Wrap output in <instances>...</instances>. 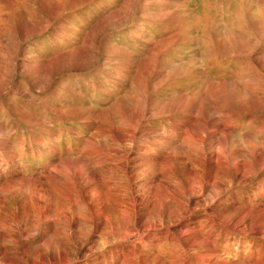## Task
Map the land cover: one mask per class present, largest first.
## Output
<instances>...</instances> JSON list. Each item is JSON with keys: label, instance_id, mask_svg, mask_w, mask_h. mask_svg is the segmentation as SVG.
<instances>
[{"label": "rangeland", "instance_id": "1", "mask_svg": "<svg viewBox=\"0 0 264 264\" xmlns=\"http://www.w3.org/2000/svg\"><path fill=\"white\" fill-rule=\"evenodd\" d=\"M260 158L264 0H0V264H264L247 224L125 233L219 176L264 220ZM168 159L225 173L180 195Z\"/></svg>", "mask_w": 264, "mask_h": 264}, {"label": "bare ground", "instance_id": "2", "mask_svg": "<svg viewBox=\"0 0 264 264\" xmlns=\"http://www.w3.org/2000/svg\"><path fill=\"white\" fill-rule=\"evenodd\" d=\"M42 69V68H41ZM189 104V103H188ZM163 108V107H162ZM162 111V110H161ZM177 111V110H176ZM211 125V124H210ZM212 128V126H211ZM214 129V127H213ZM212 129V130H213ZM195 130V129H194ZM214 134V133H213ZM218 134V133H217ZM229 138V137H228ZM122 140V139H121ZM228 140V139H227ZM122 142V141H121ZM228 142V141H227ZM226 142V143H227ZM125 143V142H124ZM132 143V142H131ZM175 143V142H174ZM209 144V143H208ZM228 144V143H227ZM229 145V144H228ZM117 147V146H116ZM225 148H228L231 150V148L228 146H226ZM216 149V148H215ZM245 150V149H244ZM224 151V150H223ZM116 152V151H115ZM211 153V152H210ZM229 153V152H228ZM232 153V151H231ZM234 153V152H233ZM120 154V153H119ZM118 154V155H119ZM212 154V153H211ZM258 155V154H257ZM125 156V155H124ZM123 156V157H124ZM256 156V155H255ZM261 156V155H259ZM225 157V155H224ZM232 157V156H231ZM115 159V158H114ZM232 159V158H231ZM117 160V159H116ZM136 161V160H134ZM160 163V162H159ZM168 163L171 164V166L173 167V170L178 171L179 169H181L180 167L183 166V168L186 170V172L184 173L185 177H188L189 179H191L190 181H186L183 180V188L181 190V193H179L180 195L182 194L183 189H185L187 192H191L193 186L191 184H198L200 185V188L202 190V192L205 194L206 192L208 193V191L210 190L211 187V183L213 180L212 174L214 175V172H220V174H224V170H220V171H215L216 169H214L211 166V162L210 161H203L202 162H198L199 164H194V163H185L184 161L180 162H175V161H171L168 159ZM247 163V162H246ZM169 164V165H170ZM177 164V165H176ZM131 165V164H130ZM154 165V164H153ZM221 166V165H220ZM250 166V164L248 165ZM264 167V158L263 159H257L254 162V168L256 169V171L260 170V167ZM124 167V166H123ZM161 167V166H160ZM132 168V167H131ZM251 168V166L249 167ZM247 169V165H238L237 166V170H235V173L233 174V180H242L243 176H244V171ZM253 169V168H252ZM228 170V168H227ZM58 172V171H57ZM128 172V171H127ZM174 172V171H173ZM198 172L200 174H198ZM242 173V174H241ZM176 174V173H175ZM202 174V176H200ZM173 175V174H172ZM227 175V174H226ZM169 176V175H168ZM67 177V176H66ZM162 177V176H161ZM230 177V176H229ZM227 180V179H226ZM244 180V179H243ZM179 181V180H178ZM245 181V180H244ZM244 181H241L244 182ZM162 182V181H160ZM176 182V181H175ZM246 182V181H245ZM107 183V182H106ZM168 183V182H167ZM174 183V182H173ZM181 183V182H180ZM239 183V182H238ZM217 186H218V191H216L214 193V197L211 199H208V197H205L201 200H198L196 196H194L193 194L190 196V198L185 199V202H181L179 201V203H177L179 205V209L181 210L180 214H178L176 217H171L169 216V213L164 209L162 210V212H160L159 215V220L158 222H152L153 224H149L147 225V227H143L141 222H138L137 225H139L140 227H133L134 229H131V231H129L128 233H126V235L130 236V235H134V233H140L141 236L146 235L147 232L150 229H161L163 226H169L172 225L173 223H175V227L178 229H181L185 232V234L187 232H192L194 234H202L204 233L203 229H206V233H211L215 226L216 221H221L222 223H225L227 225H229V228H227L228 230L230 229L233 230L234 228L238 229V225L240 224H247V226L251 227L250 232L252 235H261L264 233V220L259 219L258 222L253 221L255 218L252 216V218H254L253 220L251 218H249V214L251 215V213L248 212V214L246 213H241V214H237L238 212L236 210H234V206L232 207L231 204H233L232 202H230L229 200L226 199L225 202L223 203H228L227 206L228 208L226 210H224L222 208L223 204L222 202H219L218 199L214 200L216 197H218L225 189H227L230 186L229 182H225L223 180L222 177L219 176L218 182H217ZM169 185V183H168ZM170 187V186H169ZM198 187V186H197ZM145 189V187L143 188ZM149 189V188H148ZM156 190V189H155ZM197 190V189H196ZM199 190V189H198ZM137 191V190H135ZM140 191V190H139ZM142 191V190H141ZM149 191V190H148ZM146 191V192H148ZM151 191V190H150ZM170 191V190H169ZM45 192V191H44ZM152 193V192H151ZM150 193V196H151ZM167 193V192H166ZM165 193V195L162 196V198L169 199V196ZM196 193V192H195ZM200 193V192H199ZM202 193V194H203ZM135 194V193H134ZM138 194V193H137ZM171 194V193H170ZM185 193H183L184 195ZM198 194V193H197ZM158 195V194H157ZM174 195V194H173ZM172 195V196H173ZM188 196V195H187ZM140 197V196H139ZM142 197V196H141ZM181 197V196H180ZM235 197V196H234ZM121 198V197H120ZM149 199V198H148ZM148 199L146 198H142L139 199L137 196L136 197H132V205L135 206V208L137 207V209L139 208V206L141 207V203H147L148 204ZM151 199V197H150ZM174 199V197H173ZM167 201V200H166ZM58 202V201H57ZM177 202V201H176ZM142 203V204H143ZM153 203V202H152ZM221 203V204H220ZM108 204V203H107ZM154 204V203H153ZM153 204H151L153 206ZM176 204V203H175ZM176 204V205H177ZM129 205V204H128ZM171 205V204H170ZM225 205V204H224ZM231 205V206H230ZM130 206V205H129ZM163 206V205H162ZM168 207V206H167ZM147 208V207H146ZM150 208V207H149ZM148 208V209H149ZM153 208V207H152ZM171 209V208H170ZM240 209V208H239ZM106 211V210H105ZM136 211V210H135ZM149 211V210H148ZM152 211V210H151ZM155 211V210H154ZM201 212V216L204 219V223L205 225L202 226L201 224H196L198 222V219L196 221H193L190 223V220H194L196 219L195 214L197 212ZM139 212V211H138ZM178 212V211H176ZM44 213V212H43ZM122 213V212H121ZM137 213V211H136ZM172 212H170L171 214ZM108 215V213H106ZM136 215V214H135ZM142 215V214H141ZM140 215V216H141ZM174 215V214H173ZM156 217V216H155ZM117 218V217H116ZM141 218V217H140ZM139 218V219H140ZM173 219V220H170ZM148 220V219H145ZM165 220V221H164ZM167 220V221H166ZM169 220V221H168ZM149 222V221H148ZM151 222V221H150ZM173 225V226H174ZM227 227V226H226ZM128 229V228H127ZM223 229V228H222ZM226 229V228H225ZM218 230V229H217ZM235 230V229H234ZM159 231V230H157ZM216 231V230H215ZM221 231V230H220ZM152 232V231H151ZM196 232V233H195ZM234 232V231H233ZM149 233V232H148ZM213 233V232H212ZM219 233V232H218ZM222 233V232H221ZM182 234V233H180ZM184 234V235H185ZM215 234V233H214ZM213 234V235H214ZM139 235V234H138ZM151 235V234H150ZM191 235V234H190ZM211 235V236H213ZM193 236V235H192ZM197 236V235H194ZM206 236V235H205ZM209 235H207L208 237ZM198 237V236H197ZM203 238V237H202ZM210 238V237H209ZM180 239V238H179ZM182 239V238H181ZM186 239V238H185ZM194 239V238H193ZM192 239V240H193ZM195 240V239H194ZM191 241V240H190ZM129 242V241H128ZM188 242V241H185ZM193 242V241H191ZM118 243V242H117ZM127 244V243H126ZM185 244V243H184ZM188 246H190L188 244ZM198 246V245H197ZM132 247V246H130ZM139 247V246H138ZM192 247V246H191ZM188 249L189 251H196L195 248H191ZM197 248V247H196ZM203 249V248H202ZM186 250V249H185ZM201 250V249H199ZM198 251V250H197ZM187 252V251H186ZM140 253V252H139ZM123 255V254H122ZM87 256V255H86ZM125 256V255H124ZM135 257V256H134ZM130 260V259H129ZM126 262V261H125ZM129 262V261H128Z\"/></svg>", "mask_w": 264, "mask_h": 264}]
</instances>
